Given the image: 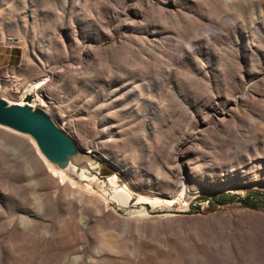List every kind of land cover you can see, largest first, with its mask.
I'll use <instances>...</instances> for the list:
<instances>
[{"label":"rangeland","instance_id":"rangeland-1","mask_svg":"<svg viewBox=\"0 0 264 264\" xmlns=\"http://www.w3.org/2000/svg\"><path fill=\"white\" fill-rule=\"evenodd\" d=\"M44 77L100 175L0 124V264H264V0H0V94Z\"/></svg>","mask_w":264,"mask_h":264},{"label":"water","instance_id":"water-1","mask_svg":"<svg viewBox=\"0 0 264 264\" xmlns=\"http://www.w3.org/2000/svg\"><path fill=\"white\" fill-rule=\"evenodd\" d=\"M34 96L28 93L24 104L11 103L0 94V124L31 135L44 156L59 168L90 167L96 159L83 151L76 140L60 127L54 117L45 109L31 104Z\"/></svg>","mask_w":264,"mask_h":264},{"label":"bare ground","instance_id":"bare-ground-1","mask_svg":"<svg viewBox=\"0 0 264 264\" xmlns=\"http://www.w3.org/2000/svg\"><path fill=\"white\" fill-rule=\"evenodd\" d=\"M43 80H44V82H43ZM50 80V78H43L41 81H32V82H30L29 83V89L25 92V94L27 93H33V96H34V98H35V100H34V103H33V105L35 106V103H38L41 107H43V104L41 105V101L43 100V102L42 103H44L45 101H46V99L43 97V95L40 93V91H39V85L40 84H42V86L45 84V83H47L48 81ZM25 94L22 96V99L20 100V102H18L19 104H24V102H25V99H24V96H25ZM45 104V103H44ZM58 117V116H57ZM62 124V123H61ZM65 125V124H64ZM62 129H64L62 126H60ZM2 128H5V129H8V130H11V131H13V132H15L14 130H12V129H10V128H6V127H4L3 125H0V131H2ZM65 130V129H64ZM66 131V130H65ZM3 132H5L6 133V131H3ZM67 132V131H66ZM28 137H30L31 138V140H32V142L35 144L34 146H36V149H37V151H38V153L41 155L40 157H42L43 159H44V161L50 166V168L52 169V170H54V172L56 173V174H58L60 177H62L64 180H65V183L66 182H68L69 180L70 181H72V183H75V185L77 184V182L78 181H76V179L72 176V175H70L69 174V171L70 170H74V171H76L77 170V167L76 166H74V165H71L69 168H67V169H62V168H59L57 165H55V164H53L52 162H50L45 156H44V154L41 152V150H40V148H39V146L37 145V143H36V141H35V139L32 137V136H30V135H28ZM75 139V138H74ZM76 141H77V143L79 144V141L77 140V139H75ZM31 142V141H30ZM4 143H6V145H16V143H10V141H4ZM18 143H20V145H24V143H22V141H18ZM80 145V144H79ZM35 148V147H34ZM85 152H87V153H89V154H92V152L91 151H85ZM93 156H95L94 154H92ZM42 159V160H43ZM103 160V159H102ZM98 175H100L99 174V172H97V170H96V166H90V167H84V168H82V170L79 172V176L81 177V178H87V179H97V177H98ZM105 182L107 183H113L114 182V178L113 177H109V178H106L105 179ZM80 184V183H79ZM125 184V183H124ZM81 185V184H80ZM79 185V186H80ZM82 186H80L79 188H81ZM83 187H84V185H83ZM130 187V186H129ZM187 187H188V182L184 179L183 181H182V183L179 185V188L180 189H182L183 191H185L186 189H187ZM85 188V187H84ZM90 188V187H89ZM88 188V189H89ZM131 188V187H130ZM86 189V188H85ZM91 189H93V188H90V190ZM112 190V189H111ZM128 190H130V189H128ZM92 191H94V190H92ZM104 191V190H103ZM132 191V190H131ZM99 193V192H98ZM97 193V194H98ZM135 193H137V191H135ZM107 194V193H106ZM184 194V193H183ZM109 196V195H108ZM181 196H183V195H181ZM103 197V196H102ZM112 197H114V198H117V199H119V200H121L122 202H126L127 201V199H128V195H127V193L125 192V191H123L122 189H114V191H113V195H112ZM105 198V197H104ZM109 198H110V196H109ZM146 200H148V198H146ZM107 201V200H106ZM118 201V200H117ZM138 201V200H137ZM136 201V202H137ZM154 201H156V200H154ZM158 201V200H157ZM173 201V200H172ZM135 202V203H136ZM150 202V201H149ZM153 202V201H152ZM164 202V201H163ZM169 202H171V201H169ZM138 203V202H137ZM156 203V202H155ZM165 203V202H164ZM167 204V203H166ZM170 206H172V205H170ZM171 208V207H170ZM175 210V209H174ZM133 211V210H132ZM145 211V210H144ZM132 214V213H131ZM140 214H142V213H140ZM174 215V214H173ZM172 215V216H173ZM123 216V215H122ZM157 216V215H156ZM134 218V217H133ZM164 218V217H163ZM137 219V218H136Z\"/></svg>","mask_w":264,"mask_h":264},{"label":"trees","instance_id":"trees-1","mask_svg":"<svg viewBox=\"0 0 264 264\" xmlns=\"http://www.w3.org/2000/svg\"><path fill=\"white\" fill-rule=\"evenodd\" d=\"M208 200L209 201H212V202H218V204H220V205H224L228 201H231L229 199L227 200L226 198H224V195H212V196H210V198H208Z\"/></svg>","mask_w":264,"mask_h":264}]
</instances>
